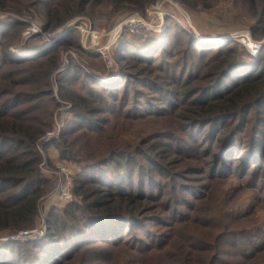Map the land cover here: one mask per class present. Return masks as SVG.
I'll return each mask as SVG.
<instances>
[{"label":"rangeland","instance_id":"rangeland-1","mask_svg":"<svg viewBox=\"0 0 264 264\" xmlns=\"http://www.w3.org/2000/svg\"><path fill=\"white\" fill-rule=\"evenodd\" d=\"M50 1L47 5V0H43L39 7H28L22 12L0 11V26H8L5 35H0V73L16 81L29 79L22 87L26 94L19 112L28 122L41 123L49 131L55 128L62 107H67L65 120L74 117L75 102L67 96L70 92L86 97L89 102L103 104L106 111L99 114L102 121L95 129L85 128L70 134L67 148L59 145L65 138L62 133L58 139L49 138L53 130L39 137L36 142L41 155L39 169L48 177V183L37 202L32 224L26 221L20 229L1 233L0 248L10 242L25 248L42 241L49 232L50 214H59L67 202L83 203L75 194L74 178L84 165L104 161L110 168L109 175L118 182V177L113 175L118 169L115 162H107L113 153L125 150L135 153L139 149L147 152L144 142L156 138L174 149H166L167 160L160 162L161 168L155 173L141 176L136 169L131 189L150 196L151 201L146 204H155L157 208L138 213V223L126 226L125 244L106 250L102 245L88 252L80 251L68 264H264V177L254 167L256 158L260 160L264 153L256 155L252 150L254 143L264 140V106L245 113L250 122L236 135L237 145L232 147L227 137L241 129L245 114L235 122L221 121L218 126L223 125L227 139L219 144L222 135L218 133L213 145L206 143L213 130L203 136L202 126L185 127L174 98L186 89H191L187 95H192L196 89L192 85L194 81L189 83L196 71L186 65L189 57L196 61L198 53L192 56L188 52L187 35L195 41L194 46L200 43L197 49L201 44L208 49L235 44L236 60L243 67L250 66L251 72L257 64L264 65V32L262 28L253 30L257 19L252 9L243 0H146L142 10L129 4L95 0L85 7L83 14L60 26L49 27L46 10L58 2ZM134 14L143 17L148 25L143 28L146 32L137 33L133 24L124 23ZM32 23L39 27L37 31H32ZM119 26L121 31L110 47L113 65H109L99 50L107 44L109 32ZM157 42H166L168 54L163 73L173 72L174 80H178L176 84L167 87L162 83L161 89H157L137 78L134 83L127 81L137 72L126 67L136 47L147 44L156 56L162 53ZM51 52L57 53L58 66L50 69L44 65L33 83L29 76L33 74L26 68L3 62L6 57L29 62L30 58ZM151 59L161 64L154 57ZM73 68H80L83 76L84 73L89 76L88 81L72 78ZM235 70L222 80L223 84L228 86L236 80ZM4 84L6 81L0 78V103L9 96L3 94ZM215 84L216 78L198 83L196 86L203 88L191 99H203L205 90ZM225 85L210 96L224 90ZM36 88L42 90L41 97L32 99L27 93H33ZM125 88L129 90L128 96ZM61 162L71 171V198L64 202L55 194L50 173ZM45 164L47 172L43 170ZM38 228L44 231L40 237L16 238L22 230Z\"/></svg>","mask_w":264,"mask_h":264},{"label":"trees","instance_id":"trees-1","mask_svg":"<svg viewBox=\"0 0 264 264\" xmlns=\"http://www.w3.org/2000/svg\"><path fill=\"white\" fill-rule=\"evenodd\" d=\"M57 1V4L53 6L54 8L49 7L46 10V22L49 27L60 26L73 16L83 14L85 7L95 2V0ZM110 1L116 5L129 4L134 9L140 10L146 6V0ZM243 1L252 9L257 19L253 30L258 31L262 28L261 30L264 32V0ZM50 2V0H47V5ZM42 4H44L43 0H0V11L22 12L28 7L37 8ZM7 27L0 26L1 36L5 35L4 32ZM74 32L75 30L70 33L73 34ZM157 43V45H160L158 49H162V53L156 56H153L151 48H148L147 44L136 47L135 54L131 55V60L127 62L126 67L136 69L137 72L127 81L133 82L137 78L145 85H155L157 89H161L159 85L162 86V83L167 87L176 84L178 80H174L173 72L170 75L163 73L165 57L168 54L166 42L164 44ZM187 44L188 52H192V56L198 53L197 60L194 61L189 57L186 65L191 66L192 70L196 71L195 77L189 81V83L194 81L192 85L196 88L192 95L203 88L200 85L196 86L203 80L216 78V84L207 89L204 87L206 89L204 97L206 98L203 97V99H191L192 95H187L191 89L177 93L174 96L177 101L175 108H179V117L183 120L185 127L194 128L197 126L198 128L202 126L200 131L203 136L213 130V135L208 136L206 143H213L214 145L216 136L220 133L222 138L218 139V143L223 144L227 134L221 128L223 125L218 126L221 121L235 122L240 115H244L254 107L264 106V65L257 64L256 69L252 72L250 66L243 67L239 65L236 60L238 48L235 44L210 49L207 48V45L201 44L200 49H197L200 43L197 44L198 46H194L195 41L190 40L188 35ZM56 56L57 53L51 52L47 55L43 54L33 59L30 58L29 62L24 59L17 62L13 58L6 57L3 62L15 63L26 68V71L33 74L29 75L32 77L31 82L33 83L35 81L33 78L39 74L38 72L41 71L44 65L50 66V69H55L58 66ZM153 57L159 60L162 65L154 63L151 59ZM170 69L174 71L175 67L170 66ZM72 70L75 73L72 78L88 81L89 76L85 73L83 76L80 68H73ZM234 70L237 72V78L226 86L222 80ZM0 78L6 81L2 88L3 94H9L10 96V98L9 96L5 97L0 103L1 234L24 227L25 224L23 223L26 221L32 224L35 219L37 202L44 186L48 183V177L39 169L41 155L36 148V142L41 135H46L49 131L54 130V127L47 131L43 124L30 123L26 116L19 112L18 107L22 102L21 99L26 94L22 87L29 82V79L16 81L3 75V73H0ZM48 84L45 83V85ZM224 85V90L222 89L221 92L210 96L211 92ZM126 88L124 93L128 96L129 90ZM36 89L33 93H27V95L32 99L41 97L42 90ZM67 96L75 102V115L71 121L65 120L61 132L65 138L59 144L63 148L69 147L68 137L70 134L81 129H95L98 127L102 121L99 114L106 111L103 104L89 102L82 95L70 92ZM249 122L250 118L246 117L245 114L241 129L237 130L233 136L227 137L232 147L237 145L236 135L242 132L244 126ZM225 126L228 127L229 125ZM144 143L148 146L149 151L147 152H143L142 149L136 150L135 153L137 154L128 150L118 151L114 152L109 158L107 162L114 161L118 168L113 172V175L118 177V182L115 181V178H111L109 175L111 174L110 168L106 167L104 161H100L99 164L89 162L84 165L74 178L75 194L81 197L83 203L70 201L58 212L59 214H50L49 232L42 241L32 242L30 243L31 246L25 248L21 244L13 242L2 246L0 248V264H68L80 251L87 250L86 252H88L90 249L95 250L102 245H105L106 250L111 249V247L115 248L120 243L125 244L128 240H124L126 226L138 223L137 219L139 218L136 217L139 215L138 213L154 211L157 208L155 204H146L151 201L150 196L144 192L134 193V190L131 189L135 170L138 169L141 176L142 173L145 175L155 173L158 167L161 168L160 162H166L167 150L171 151L169 148L174 147L170 146L168 142L156 138L154 140L147 139ZM241 149L245 148L242 147ZM252 150L256 155L264 153V140L261 139L254 143ZM63 151L62 153L65 154V149ZM256 159L254 167L257 168L258 174L261 173L264 177V154L260 160ZM91 168L93 170H90ZM111 187H115L116 190ZM128 188L131 190H128ZM15 244H17L16 247L13 246Z\"/></svg>","mask_w":264,"mask_h":264},{"label":"built area","instance_id":"built-area-1","mask_svg":"<svg viewBox=\"0 0 264 264\" xmlns=\"http://www.w3.org/2000/svg\"><path fill=\"white\" fill-rule=\"evenodd\" d=\"M133 24L134 30L137 33H143L145 27L148 25L146 24L145 20L143 17L140 16V14H134L131 18H129L128 21H125L124 23L126 24ZM124 23H122L120 26H122ZM32 31H37L39 27L37 26L36 23H32ZM119 26V31H121V27ZM149 30V29H147ZM115 32L113 33V30L109 32L108 34V41L107 44L104 45L102 48H100L101 54L104 55V58L107 59L109 65H113V60L111 57L110 53V47L111 44L114 41V37L119 33ZM146 32V30L144 31ZM66 109L67 107H62L57 116L56 121H55V128L52 132L49 133V138L50 139H58L60 137L61 131L65 125V118H66ZM47 140V138H46ZM46 164L43 166V170L47 172ZM52 178L54 179V184L56 187L55 194H57L62 202L68 201L71 198V180L69 178V175L71 173L70 169H68V166L66 163L61 162L57 164L56 171H50ZM54 194V195H55ZM44 231L41 228L38 229H30V230H22L16 234V238L19 240H27V239H35L37 237H40Z\"/></svg>","mask_w":264,"mask_h":264},{"label":"bare ground","instance_id":"bare-ground-1","mask_svg":"<svg viewBox=\"0 0 264 264\" xmlns=\"http://www.w3.org/2000/svg\"><path fill=\"white\" fill-rule=\"evenodd\" d=\"M119 31V27H117L116 29L113 30V33L118 32Z\"/></svg>","mask_w":264,"mask_h":264}]
</instances>
